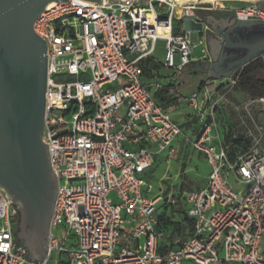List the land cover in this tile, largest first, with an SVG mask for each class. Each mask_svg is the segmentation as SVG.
<instances>
[{
	"label": "built area",
	"instance_id": "2783aa9c",
	"mask_svg": "<svg viewBox=\"0 0 264 264\" xmlns=\"http://www.w3.org/2000/svg\"><path fill=\"white\" fill-rule=\"evenodd\" d=\"M117 1L52 2L33 23L47 49L42 142L57 193L47 253L31 261L16 236V208L0 188V264H49L54 255L66 264H264V124L251 111L264 107V97H248L243 130L229 129L221 110L234 81L208 79L183 94L177 82L193 47L190 30L175 32L177 23H199L197 11L257 23H264V11L218 1ZM158 39L165 42L160 66L172 73L169 86L159 68L144 66L159 65ZM164 91L166 104L156 97ZM180 104L191 110L182 123L188 128L171 115ZM178 138L205 161L206 183L178 197H150L142 175L160 154H177ZM234 141L245 146L232 155ZM178 201L192 229L170 239L157 211Z\"/></svg>",
	"mask_w": 264,
	"mask_h": 264
},
{
	"label": "water",
	"instance_id": "95a60500",
	"mask_svg": "<svg viewBox=\"0 0 264 264\" xmlns=\"http://www.w3.org/2000/svg\"><path fill=\"white\" fill-rule=\"evenodd\" d=\"M58 1L62 0H0V188L16 208V236L31 261L47 253L57 193L48 146L42 142L47 49L33 23L48 4ZM257 8L264 11V0ZM224 23L216 30L217 42L212 43L208 34L206 38L212 62L203 70L211 80L230 77L264 54V23Z\"/></svg>",
	"mask_w": 264,
	"mask_h": 264
},
{
	"label": "rangeland",
	"instance_id": "374dc122",
	"mask_svg": "<svg viewBox=\"0 0 264 264\" xmlns=\"http://www.w3.org/2000/svg\"><path fill=\"white\" fill-rule=\"evenodd\" d=\"M260 1L261 0L254 2L218 1L216 3H219L227 8H236L250 4L258 5ZM227 14L230 13L227 12ZM184 25V22L177 23V27L182 30L185 27ZM189 37L193 47L191 58L196 59L201 57L203 55L204 46L202 44H199L200 34L196 30H190ZM165 54V42L161 39L156 40V42L154 43L153 58L155 62L159 64L158 74L160 75V77H163V75L161 74L167 72L166 69L160 66L165 59ZM174 61L176 63L178 62L177 56H175ZM252 63L253 65L250 66V68H254V73H252L251 75L259 73V75L264 77V68L261 71H258L257 68L255 69L256 66L264 65V54L254 59ZM159 70L161 74L159 73ZM242 70L243 67L231 74L230 79L231 81H234V84L229 89L226 95V101L223 103L221 110V115L223 116L222 119L231 121V125H233L236 130L239 131L243 130L242 126H240V119H243L245 121L241 104L249 97V95L254 97L255 99L260 97L257 94V88L253 89V91H249L247 90V87L240 86L238 85V83L236 84V81L240 80V74ZM63 72L65 73V71ZM168 75H170V73H168ZM206 78V73L186 70V72L182 74L179 80L180 82H186L184 84V88L186 92H189L195 87L198 82L205 81ZM251 111L255 118L264 124V107H253L251 108ZM188 112L190 111L187 108H177L172 111V117L175 122L182 124L183 120H185L184 115ZM181 126H183V124ZM175 145L178 147V151L173 158H167L166 153L160 154V156L155 160L152 169L142 175V177L152 185L153 189L150 197L156 196L160 192L163 193L165 190L168 193H176L178 191H180L181 193L191 192L201 189L206 183L208 167L205 161L196 152L191 150L189 146H187L185 143H182L179 138L176 140ZM262 148L264 149V144ZM234 188L237 189L236 187ZM169 217L173 221L182 220V215L176 211V208H174L173 211L169 214ZM141 242H143V239L141 240ZM262 245L264 247V239ZM49 264H66V262L60 259V257L54 255L51 258Z\"/></svg>",
	"mask_w": 264,
	"mask_h": 264
},
{
	"label": "trees",
	"instance_id": "16d2710c",
	"mask_svg": "<svg viewBox=\"0 0 264 264\" xmlns=\"http://www.w3.org/2000/svg\"><path fill=\"white\" fill-rule=\"evenodd\" d=\"M175 32L177 33V27L175 29ZM252 62H250L249 64L243 67V70L241 71V74H240V80L236 81V84L238 83V85L240 86L247 87V90L249 91H253V89L257 88L258 89L257 94L258 96H260L259 98H262V96H264V77L259 75V73H255L254 75H251L252 73H254V68L253 69L250 68V66L253 65ZM144 66L145 68L151 67V68L158 69V65L154 64L151 60L144 62ZM256 68L258 69V71H261L264 68V65L256 66L255 69ZM148 73H149V69L146 71V74ZM156 97L163 104H166L169 102V96H165V91L161 93H157ZM249 97L254 98L250 95ZM228 123L230 125L229 129H232L233 125H231L230 122ZM183 126L185 128L189 127L188 123L183 124ZM227 142H228V139H227ZM244 146L245 145H243L240 141H234L233 145L230 147L231 154L233 155L235 152L242 149ZM180 193L181 192L178 191L176 193H173V195L178 197ZM167 194L168 192H166L165 190L164 195H167ZM174 208H176V211L182 215V220L173 221L169 217V214L173 211ZM157 218H158V221L161 227L165 230L167 234L171 236L170 239H172L174 236H177V235L185 236L189 234V232L192 229V220L187 217V214L185 213L184 205L180 201H178L176 206H172V207L162 204L157 211Z\"/></svg>",
	"mask_w": 264,
	"mask_h": 264
},
{
	"label": "crops",
	"instance_id": "0c3cea01",
	"mask_svg": "<svg viewBox=\"0 0 264 264\" xmlns=\"http://www.w3.org/2000/svg\"><path fill=\"white\" fill-rule=\"evenodd\" d=\"M196 14H197V18H198V20H199V23H197V24H194L193 22H191V21H185L184 23H185V27H184V29L182 30V29H180V28H178L177 27V33H180V32H182V31H184V30H196L199 34H200V39L199 40H202V42H203V46H204V50H205V52H206V54L204 55V58H203V60H200V61H197L199 58H196V59H192V63H191V65L186 69V70H191V71H200V72H202V73H206L207 74V72H205L204 70H203V65L204 64H209V63H211L212 62V57H211V47H208L207 46V42H206V38H207V34H208V37H210V41L213 43V42H217L219 39H220V36L216 33V30L219 28V27H223L224 25H225V23H224V20H227V18H226V15H227V13L226 12H206V11H197L196 12ZM199 25L201 26V28H199ZM202 55V56H203ZM201 56V57H202ZM186 70H185V72H186ZM167 72L166 73H164V74H161L160 73V70H159V73L161 74V75H163V77H162V83L164 84V85H166V86H169V84L171 83V75H172V73L170 72V71H168V70H166ZM184 72V73H185ZM168 73H170V75H168ZM183 73V74H184ZM168 75V76H167ZM197 77V76H196ZM198 78V77H197ZM228 78H230V77H221V78H219V79H217V80H213L214 82H215V85H218V84H221V83H223V82H226L227 80H228ZM180 79V78H179ZM211 80L210 78H209V76H208V74H207V78L205 79V80ZM196 82H197V80H196ZM204 81H200V82H198L196 85H195V87L192 89V90H190L189 92H186L185 91V88H184V84L186 83V82H180V80H178V82H177V88L183 93V94H189V93H191V92H193V91H195L196 89H198L199 88V86L203 83ZM174 95V94H173ZM180 109V108H187V109H189L188 108V106L187 105H185V104H180V105H177L174 109H173V111L175 110V109ZM189 111L190 112H188V113H185V120H183V122H185L186 120H187V118L189 117V114L191 113V110L189 109ZM172 115V114H171ZM226 121L227 122H230L231 123V121H228L227 119H226ZM182 122V123H183Z\"/></svg>",
	"mask_w": 264,
	"mask_h": 264
},
{
	"label": "bare ground",
	"instance_id": "6f19581e",
	"mask_svg": "<svg viewBox=\"0 0 264 264\" xmlns=\"http://www.w3.org/2000/svg\"><path fill=\"white\" fill-rule=\"evenodd\" d=\"M171 1H177L178 3H184L186 1H202L204 3L214 2V1H241V2H254L258 0H171Z\"/></svg>",
	"mask_w": 264,
	"mask_h": 264
},
{
	"label": "flooded vegetation",
	"instance_id": "af4514ba",
	"mask_svg": "<svg viewBox=\"0 0 264 264\" xmlns=\"http://www.w3.org/2000/svg\"><path fill=\"white\" fill-rule=\"evenodd\" d=\"M226 18L228 19V21H231V20H234L235 21V19L233 18V15L230 13V14H227L226 15ZM236 22V21H235ZM19 231V228L17 229V232Z\"/></svg>",
	"mask_w": 264,
	"mask_h": 264
}]
</instances>
